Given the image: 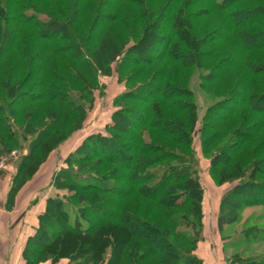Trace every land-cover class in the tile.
Listing matches in <instances>:
<instances>
[{
    "label": "trees",
    "instance_id": "obj_1",
    "mask_svg": "<svg viewBox=\"0 0 264 264\" xmlns=\"http://www.w3.org/2000/svg\"><path fill=\"white\" fill-rule=\"evenodd\" d=\"M49 1H55L51 10L44 8L43 0H0V65L9 56L16 62L9 71L4 70L0 82V157L20 148L22 141H30V154L20 164L23 170L27 164L37 162L33 160L35 155H47L49 149L80 129L86 119L85 102H93L100 77L116 72L127 89L116 98L112 122L105 127V133L89 136L55 174L52 184L58 190L67 189L71 195L67 200L47 199L46 209L38 215L37 226L24 248L26 264H40L44 254L54 260L62 257L71 260L72 253L50 250L56 249L60 238L68 252L89 240L85 243L89 249L85 256L74 262L72 259L73 263L69 264H203L194 255L203 230L200 213L203 189L194 150L196 133L200 134L205 155L209 148L221 143L212 157L211 176L229 175L228 169L235 171L229 175L234 188L221 201L218 230L222 232L226 225L237 222L241 208L264 205V139L249 151L254 138L264 131V92L257 89L264 87V81L251 83V77L264 74V60L254 56L264 52V3L260 0L252 4L247 3L251 0ZM126 7L135 8L136 12H127ZM167 16L171 23L159 30ZM199 19L201 24H219L206 36L205 26L194 23ZM221 19L225 20L223 24ZM100 20H104V27L93 41ZM143 23H147L145 30ZM115 25L122 30L111 31ZM128 36L131 40L126 42ZM230 39L241 44L235 61H232L237 56L234 47L228 49V54L221 51ZM215 42L222 46L213 49ZM38 46L41 49L36 51ZM247 55L255 59H248ZM54 60L57 64L52 63ZM164 60L184 71L199 69V64L211 69L200 79L199 88L204 92H210L225 78L235 79L228 91L229 82L223 85L226 90L216 89L215 94L225 91L222 101L209 107L199 119L195 92L182 85L187 84V77L171 80ZM158 64L162 67L150 75L151 68ZM23 71L27 74L18 81ZM129 72V79L124 81ZM46 104L55 107L48 110L52 120L49 124L35 125L30 132L20 127L22 110L32 106L43 108ZM247 109L250 115L245 118ZM41 112L40 109L38 117ZM74 118L78 122L64 130L67 121ZM62 119L66 120L65 124L64 121L60 124ZM132 119L140 122L129 129ZM149 131L161 135L166 142H151L142 135ZM57 135L61 138L55 139ZM129 151L133 154L129 155ZM114 165L119 168L116 174L100 173L105 166ZM239 174L244 177L235 180ZM11 192L14 196L16 189L12 188ZM237 193H242L243 198L238 200ZM135 194L158 207L184 209L187 214L182 218L166 214L182 229L167 230L166 234L157 224L151 225L127 209L122 210L125 207L122 202ZM172 200L179 203L172 204L169 202ZM110 206L115 214L109 220L97 216L107 212ZM110 221L115 223L110 225ZM132 224L151 228V237L163 246L153 251L146 234L138 233ZM108 232L115 236L127 234L110 258L106 257L107 249L116 246V240ZM170 235L189 245L191 250L174 245ZM251 240L252 237H247V241ZM230 264H264V258L240 259Z\"/></svg>",
    "mask_w": 264,
    "mask_h": 264
},
{
    "label": "rangeland",
    "instance_id": "obj_2",
    "mask_svg": "<svg viewBox=\"0 0 264 264\" xmlns=\"http://www.w3.org/2000/svg\"><path fill=\"white\" fill-rule=\"evenodd\" d=\"M45 9L51 10L52 6L54 5L55 1L43 0ZM264 3V0H260ZM255 0L248 1V4H252ZM127 12H136L135 8L126 7ZM260 17V16H257ZM94 20L90 18V20ZM200 21L196 20L194 23L200 26H205V33L206 36L213 31V29L217 28V24L215 25H208V24H201ZM222 24L225 22L224 19H221ZM171 23L170 16H167L164 21L159 25V30L164 29ZM221 23V22H220ZM89 24V23H88ZM87 24V25H88ZM147 23H143L142 29L145 30V26ZM194 25V24H192ZM104 27V20H100L97 22L96 31L94 32L93 41L96 38V35L100 33V31ZM210 28V29H209ZM118 31L120 32L122 28L118 25L112 26L111 31ZM142 30V31H143ZM147 30L148 32L151 31ZM193 31V30H192ZM207 31V32H206ZM124 33V32H123ZM195 36H200L198 33H195ZM126 42L130 41V37H125ZM236 39V38H234ZM216 40V39H215ZM225 43V42H224ZM235 45V46H234ZM156 46V45H155ZM222 46L218 45L215 42L213 45V49L220 48ZM162 45L158 46L161 48ZM235 48V55H237L232 61L238 59V54L241 50V44L239 41H234L230 39L228 42L223 44L221 51H226L228 54V49ZM210 48V49H212ZM41 48L38 46L36 47V51H39ZM206 49V48H204ZM159 52V50H158ZM257 58H261L264 60V52H257L254 53V56ZM246 58L254 60L255 58L251 55H247ZM250 60V61H251ZM165 61V60H164ZM53 64H57L56 60L52 62ZM15 58L9 56L1 65H0V82H2L4 77V70L10 69V66H15ZM163 64V63H162ZM162 64H158L157 67L151 68V74L155 72L158 68L162 67ZM164 65L168 66V71H170L171 80H174L177 76L180 80L182 77H187V84H182L195 92L198 102V118L202 119L206 110L209 107H212L214 104L219 103L222 101L221 98L225 95V91H221L220 94H215L216 89L221 87L220 90L227 91L231 88L233 77H229L228 79H223L215 88L211 89L210 92H204L202 89L199 88L201 83V76H206L210 73L211 69H207L208 67H202L199 64V69H194L192 71H184L179 66L175 65L171 62L168 63L165 61ZM228 67V66H227ZM225 69V68H224ZM244 68H241V71ZM26 72H22L18 81L23 80L26 76ZM239 74V72H238ZM237 74V76H238ZM131 75V72L126 73L123 80L127 81ZM149 75V76H150ZM149 76L147 78H149ZM177 77V78H178ZM144 78L143 80H147ZM251 83H257L264 81V74L258 77H251ZM184 80V79H183ZM100 84L99 87L95 90L94 99L91 104L89 102H85L86 105V119L82 125V127L76 130L71 136H68L66 139H62L63 141L59 143L57 146L52 147L49 149L47 155H43V153H38L33 157L34 161H37L32 164H27L23 170H20V164L25 159L26 156L30 154V141H22L21 147L18 149H13L11 153L8 155H3L0 157V207L7 209L8 211H12L15 209V216L18 219H26L33 218L35 219L36 215L42 214L47 206V199L48 198H61L67 200V197L71 195V193L67 189L58 190L56 186H54L53 180L55 174L63 169L66 165L65 162L68 157L76 151V149L83 143L89 136L97 134V133H105V127L111 124V116L112 113L115 111L113 106L116 98L123 94L126 91L125 82H120L116 72L109 76V77H100ZM228 82L230 84H228ZM226 89H223L225 86ZM131 85L134 83L131 82ZM223 86V87H222ZM259 86V85H258ZM229 88V89H228ZM253 88V87H252ZM259 92H264V87L257 88ZM1 92V91H0ZM243 97V94H242ZM32 106L27 110H22L20 113L19 118V125L22 128H26L27 131L33 130V127L36 125H47L51 120V114L48 112L50 108L54 109L55 107L52 104H46V106ZM167 106H165L166 108ZM42 110L39 113V117L37 113L39 110ZM171 110L170 108L168 111ZM24 111V112H23ZM172 111V110H171ZM23 114V115H22ZM35 114L37 117H35ZM143 115V114H142ZM250 115L249 110H245L243 117H248ZM180 117V116H179ZM34 119V121L32 120ZM64 124L66 120L62 119V124ZM132 123L128 127L129 129L138 125L140 120L132 119ZM78 122V118H74L72 120L67 121L66 127L64 130L70 128L74 123ZM237 122V121H236ZM199 123V122H198ZM200 123L197 127V130L200 128ZM123 126V125H121ZM120 135V134H119ZM142 135L148 138L151 142H159L165 143L166 140L162 138L161 135L157 134L156 132L149 131L143 132ZM194 140V150L196 152L198 158V173H199V180L200 185L203 189V196L201 202V210L200 213L203 215V230L201 232L202 240L198 243L197 250L195 251L194 255L200 259L203 264H230L232 261H240V259L248 260V259H263L264 258V205H257V206H250V207H243L240 209L238 213V220L237 222L226 225L222 232L218 230L217 220L219 217V210L220 205L223 197L229 193L234 188V184L229 183L233 180L230 173L235 172L234 169H228V174L222 176L215 174L211 176L210 170L212 165V157L215 156V152L219 150L218 146H221V143L218 146L209 148L207 150L208 155H205L202 151L200 134L196 133ZM32 137H34L32 135ZM58 135L55 139H60ZM256 139L252 144H250L249 151L256 148L258 144L262 142L264 139V131H260L258 135L254 138ZM158 140V141H157ZM180 149V148H179ZM175 150H178L176 147ZM215 153V154H214ZM129 155L133 154V151L128 152ZM264 156V155H263ZM263 156H259L263 158ZM242 157V156H241ZM121 159V157H120ZM120 162H124V160H119ZM237 162V161H236ZM123 164V163H122ZM119 168L117 166H105L104 169L101 170V174L104 175L109 171L113 172V175L116 174ZM240 177H244L243 174H239L234 179H239ZM122 187V185L118 186ZM15 188L16 193L15 195L11 196L12 192L11 189ZM11 197V200L9 201ZM236 198L242 199V193H237ZM260 199V198H259ZM9 202V203H8ZM170 203H179V201H169ZM168 202V203H169ZM12 203V205H10ZM122 203L125 204V207L120 208L122 210H126L127 212H131L136 216H140L141 218L149 221L151 225L157 224L156 226L163 231V233L167 234L168 231L178 232L180 229L179 224L170 221L166 214L170 213L174 218H182L185 217L187 212L184 209L178 208L169 209L167 207L162 208L158 207L157 205L153 204L152 202L144 199L141 196H137L136 194L131 198L125 199ZM171 205V204H170ZM107 212L103 213L100 212L97 214L99 218L109 220L114 214L115 210L113 207H107ZM121 211V210H120ZM32 222L38 223V218ZM115 221H110L109 224H114ZM29 224L27 222L24 223V230H28ZM37 226V224H36ZM36 226H33L34 228ZM33 228V230H34ZM132 228L136 230L138 233L146 234L147 239L150 247L155 251L156 247L161 248L163 246L162 243L157 241V238L154 236L151 237L152 231L151 228L136 227V225L132 224ZM111 238L116 240V246L107 249V258L112 256L116 247L120 246L123 240H126L127 234H119L116 235L112 232H108ZM115 236V237H114ZM256 236V238H253ZM151 237V238H150ZM247 237H252L251 241H247ZM25 238L27 242V239ZM170 241L174 243V245H182V247L186 250H191L189 245L184 244V242L179 241L175 236L170 235ZM61 238L57 240V247H54L50 250H55L57 253L67 254L70 255L72 253L71 260L74 262L76 260H81L85 253L89 250L87 247V242L83 241V244L79 247H75L70 252L67 251L65 245H61ZM113 242V240H111ZM26 245V244H25ZM62 248V249H61ZM61 251V252H60ZM22 258L25 260L24 251L22 253ZM28 258V257H27ZM42 262L40 264H69L73 263L68 257H62V259L54 260L53 257L50 255L45 254L41 257ZM46 258V259H45ZM29 262V261H28Z\"/></svg>",
    "mask_w": 264,
    "mask_h": 264
},
{
    "label": "crops",
    "instance_id": "obj_3",
    "mask_svg": "<svg viewBox=\"0 0 264 264\" xmlns=\"http://www.w3.org/2000/svg\"><path fill=\"white\" fill-rule=\"evenodd\" d=\"M33 219L34 217L28 220L18 219L15 216V209L8 211L0 207V260L2 264H25L22 253L26 244L25 238L33 233V226L37 224L32 222ZM25 222L29 224L28 230H24Z\"/></svg>",
    "mask_w": 264,
    "mask_h": 264
},
{
    "label": "built area",
    "instance_id": "obj_4",
    "mask_svg": "<svg viewBox=\"0 0 264 264\" xmlns=\"http://www.w3.org/2000/svg\"><path fill=\"white\" fill-rule=\"evenodd\" d=\"M0 264H2V261L0 260Z\"/></svg>",
    "mask_w": 264,
    "mask_h": 264
}]
</instances>
